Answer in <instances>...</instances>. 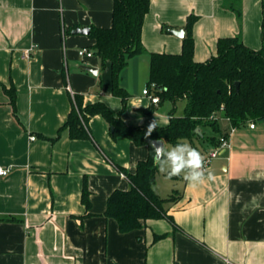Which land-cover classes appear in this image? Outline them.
Instances as JSON below:
<instances>
[{
    "label": "crops",
    "instance_id": "1",
    "mask_svg": "<svg viewBox=\"0 0 264 264\" xmlns=\"http://www.w3.org/2000/svg\"><path fill=\"white\" fill-rule=\"evenodd\" d=\"M150 0L141 28L143 52L130 57L112 93L111 70L99 58L81 60L88 35L76 28H108L111 0H0V264H264V120L246 122L230 134L231 148L208 169L213 179L192 186L169 179L180 197L164 207L167 220H147L120 233L104 216L114 190H127V173L148 157L147 146L111 137L100 115L89 118L91 139H71L64 125L73 97L84 105L101 102L129 127H165L175 104H152L143 95L151 53L179 54L182 38L169 29L192 27L193 59L216 55L217 41L236 37L246 47H262L261 0ZM30 50L29 58L25 52ZM82 65L97 70L94 75ZM15 91V113L2 89ZM225 131L229 122L219 121ZM30 137H35L33 141ZM166 146L167 142L163 141ZM205 156L210 147L194 142ZM90 207L81 201L83 182ZM14 217L16 220H7ZM162 238L154 241V236Z\"/></svg>",
    "mask_w": 264,
    "mask_h": 264
},
{
    "label": "trees",
    "instance_id": "2",
    "mask_svg": "<svg viewBox=\"0 0 264 264\" xmlns=\"http://www.w3.org/2000/svg\"><path fill=\"white\" fill-rule=\"evenodd\" d=\"M111 1V26L90 27L88 36L93 44L89 50L99 58L102 67L109 65L112 93L121 99L124 108L128 94L119 85L118 77L127 60L143 52L141 28L149 11L150 0ZM237 4L238 0H232L229 8L239 15ZM261 12L262 47L259 50L246 47L236 37L221 38L217 41L215 56L204 62L194 61L192 27L197 18L190 15L186 20L179 54H150L147 86H156L154 93L159 101L169 100L173 104L185 101L182 116L171 113L168 125L155 127L150 135L149 127L125 125L119 116H114L101 102L84 105L80 95L73 97L71 111L59 132L66 130L71 139H91L89 118L100 115L108 124L113 139L123 137L136 146H147L149 150L148 157L137 164L134 173H127L123 168L113 165L129 182L127 190H114L110 194L104 211L105 217L116 221L120 233L138 230L147 220L164 219L175 227L164 206L180 195L173 191L169 197L163 198L155 192L158 168L153 161L151 142L162 140L175 145L186 141L215 147L218 138L225 133L220 120L228 119L234 127L251 120H264V0H261ZM2 89L15 113L14 88L2 86ZM88 198L84 180L81 201L87 210L90 207ZM7 220L16 218L9 217ZM160 238L162 236L155 235L154 241Z\"/></svg>",
    "mask_w": 264,
    "mask_h": 264
},
{
    "label": "clouds",
    "instance_id": "3",
    "mask_svg": "<svg viewBox=\"0 0 264 264\" xmlns=\"http://www.w3.org/2000/svg\"><path fill=\"white\" fill-rule=\"evenodd\" d=\"M154 128L155 123L149 126V135ZM151 149L154 164L169 179L182 177L192 186L213 179V173L206 167L205 157L186 141L177 142L171 147L166 146L162 140L154 141L151 142Z\"/></svg>",
    "mask_w": 264,
    "mask_h": 264
},
{
    "label": "built area",
    "instance_id": "4",
    "mask_svg": "<svg viewBox=\"0 0 264 264\" xmlns=\"http://www.w3.org/2000/svg\"><path fill=\"white\" fill-rule=\"evenodd\" d=\"M30 56V50L25 52V57L29 58ZM77 56L81 60L90 59L93 57V53L91 50L87 48H81L77 51ZM154 90H156V86L154 84H151L150 86H147L143 90V95L146 96L152 104H157L159 102V97L154 93ZM228 121V119H225ZM229 122V121H228ZM249 127L252 129L255 126V121H248ZM230 124V123H229ZM235 130V127L231 124L229 125V128L225 131L223 135H221L218 138L217 145L215 147H210V149L205 154V162L206 167L208 168L210 163L216 159L221 152L223 151H229L231 148L229 136L233 131ZM35 137H30V140L33 141ZM9 173L8 168H4L0 166V177H5Z\"/></svg>",
    "mask_w": 264,
    "mask_h": 264
},
{
    "label": "rangeland",
    "instance_id": "5",
    "mask_svg": "<svg viewBox=\"0 0 264 264\" xmlns=\"http://www.w3.org/2000/svg\"><path fill=\"white\" fill-rule=\"evenodd\" d=\"M184 107H185V101H177L175 104V115L176 116H182L183 111H184ZM168 147H171L173 145L171 144H167ZM198 151H202L200 148H197ZM173 180V179H171ZM156 181L158 184V188H159V192H161V194L163 196H166L168 194V192H170L171 187L168 186L169 183V178L165 176L164 173H161L159 170L156 173ZM166 205V204H165Z\"/></svg>",
    "mask_w": 264,
    "mask_h": 264
},
{
    "label": "water",
    "instance_id": "6",
    "mask_svg": "<svg viewBox=\"0 0 264 264\" xmlns=\"http://www.w3.org/2000/svg\"><path fill=\"white\" fill-rule=\"evenodd\" d=\"M169 31L171 33H173L175 36L179 37V38H183L184 37V31L182 29L180 30H175V29H169ZM73 34H81V35H89V28L85 27V28H76L72 31ZM81 68L85 71H88L92 74H96L97 70L93 67L90 66H86V65H82ZM236 88L238 87V83H236ZM154 141H159V140H154ZM153 141V142H154Z\"/></svg>",
    "mask_w": 264,
    "mask_h": 264
}]
</instances>
